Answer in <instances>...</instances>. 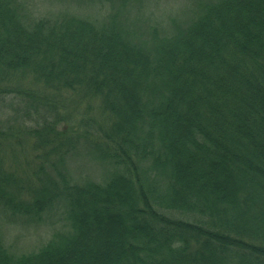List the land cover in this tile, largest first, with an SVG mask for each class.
I'll use <instances>...</instances> for the list:
<instances>
[{
	"label": "trees",
	"instance_id": "16d2710c",
	"mask_svg": "<svg viewBox=\"0 0 264 264\" xmlns=\"http://www.w3.org/2000/svg\"><path fill=\"white\" fill-rule=\"evenodd\" d=\"M71 1L33 19L0 0V99L28 103L42 122L23 133L50 151L77 139L67 104L99 109L90 151L112 169L70 183L58 157L36 184L5 167L0 130V204L29 219L61 205L66 222L30 252L0 239V264H264V0H192L150 36L119 19L128 0Z\"/></svg>",
	"mask_w": 264,
	"mask_h": 264
},
{
	"label": "rangeland",
	"instance_id": "374dc122",
	"mask_svg": "<svg viewBox=\"0 0 264 264\" xmlns=\"http://www.w3.org/2000/svg\"><path fill=\"white\" fill-rule=\"evenodd\" d=\"M15 1L21 6V11L33 19L43 16L54 17L66 10L79 12V3L71 0ZM118 7V16L122 23L134 29L136 34L145 31L150 36L152 27L167 30L172 22H182L192 11L193 2L192 0H128L126 5L119 4ZM110 10L108 4L92 6L82 4L80 7L81 14L92 15L96 20L103 19ZM27 104L14 96L0 99V130L5 133L3 140H7L6 149L9 154L3 153V155L8 170L13 173L16 171V175L23 179L28 176L29 181L37 184L38 177L44 178L42 173L55 176L54 164L58 157H61V160L57 162V168L66 175L70 183H81L89 178L93 181H101L103 175L112 169V165L98 159L90 151L92 145L89 140L99 135L97 123L103 121L99 109L85 111L84 107L79 109V103L72 105L66 103L70 108V125L78 126L77 139L71 142L72 134H68L65 138L66 142L57 146L56 150L50 151L51 145L39 144L38 137L23 133L27 127L42 122L41 119L34 118L30 122L23 118ZM56 106V109L68 111L67 107L62 108L59 104ZM87 129L89 132H86ZM88 133L90 136L87 135ZM19 138L18 145L9 144L10 140ZM11 148L16 149L15 153H12ZM61 209V205H55L44 210L41 219H29L18 212L13 213L0 204L1 241L15 255L37 249L51 237L53 232L65 227L66 222L63 220L64 214Z\"/></svg>",
	"mask_w": 264,
	"mask_h": 264
}]
</instances>
